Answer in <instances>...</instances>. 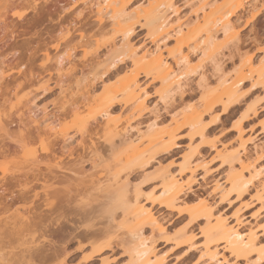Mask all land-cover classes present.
Instances as JSON below:
<instances>
[{"label":"rangeland","instance_id":"1","mask_svg":"<svg viewBox=\"0 0 264 264\" xmlns=\"http://www.w3.org/2000/svg\"><path fill=\"white\" fill-rule=\"evenodd\" d=\"M157 1L133 0L128 6L131 10L140 8V11L144 12L147 6L155 5ZM172 1L175 8L179 9L178 14L183 17L182 20L186 22L195 20L193 12L198 8L197 0ZM213 1L222 3L225 0ZM73 2L75 0H64L62 3L58 0H1L0 2V68H2L0 124H4L3 127L0 125V128L7 129L0 131V233L3 234L6 228L10 229L12 225L14 227L15 224L25 220H34L35 214L41 210L48 212L44 207L48 193L56 192L55 194L58 193L60 197L68 194L72 198L75 197L77 202L81 201L80 207H86L88 204L86 208L94 207L99 213L97 212V217L89 222L82 221L73 225L64 222L66 239L62 237L54 240L58 241L57 247L66 248V253L69 254L66 264H79L84 256L91 254L93 250L91 242L94 240L92 244L98 246L112 241L114 250L106 251L93 264H101L103 260L106 261L105 264H128L129 257L118 246V238L116 239L123 232L121 218L117 217L119 215H113L112 206H105L104 210L100 207L103 203L102 196L108 186L109 171L114 168L124 152V149H110L106 139V120L101 114L104 110H108L111 113V121L123 120L126 115H134L131 117V126L144 134L155 118L159 123L158 130H164L170 125L173 116L179 115L187 106L203 109L202 95L216 83L217 64L220 63L219 66L226 72V76L233 78L242 61L252 59L257 65L264 60V0L255 2L252 0L246 5L245 11L233 18L240 40L224 45L222 43L224 39L218 42L219 63L206 60L200 48L189 50L191 63L187 70L193 72L192 74L190 72L187 84L172 93L173 97L170 96V100L167 99V104L164 105L158 93L161 83L141 74L139 79L146 93L147 106L149 110H153V113L156 111V114L149 111L138 113L134 109L130 111L134 106L126 107L120 98L106 105L109 94L113 95L133 77L131 51L128 47L121 48V61L109 67L110 60L106 59L110 57V43L113 38V29L110 24L107 25L110 21L98 24L94 20L93 9L91 10L88 5L80 7L82 9L80 14L73 17L72 12L75 8L70 6L74 5ZM252 13H257L253 21H251ZM169 14L171 11L167 12V15ZM65 18L70 20L64 21ZM135 29L131 43L133 47L139 52L144 47L153 51L154 46L150 41L151 37L147 35V30L141 26ZM219 36L223 38L222 34ZM170 39L164 43H169L168 46L175 45V40ZM115 42L120 48L123 43L120 35L116 36ZM59 55H64L67 59L68 64H65L64 68H59L57 65ZM66 69L70 70L69 73L68 70L65 72ZM203 71L208 78H206L207 85L205 84L207 81L203 82L200 79V73ZM251 85L252 81L249 80L243 85L244 97L241 107L224 115L222 120L215 124L214 137L218 141L217 149L204 148L193 155L194 164L209 163L207 165L209 173L205 175V169L202 168L196 170L192 197L206 198L212 204L218 200L212 189L216 180L221 183L225 180L228 167H221L220 161L211 160L216 151L224 146L233 145L239 149L237 126L241 112L249 104H255L259 109L258 114L252 117L244 128L245 140L251 141L250 154L254 156V144L264 147V108L261 109L260 101L263 92H254ZM34 106L40 112L46 113V118L40 114L39 127L30 124L28 116L29 109ZM219 111L221 108L218 109ZM213 117L214 113L206 115L205 123L212 125ZM83 122L86 123L85 128H81ZM135 128L133 132L135 131L136 134ZM187 132V128L179 131L182 137L179 141L180 148L170 155L157 157V160L145 169L136 170L130 176V188H140L143 192V201L147 202L146 206L152 207L150 198L152 193L155 197L161 194L162 179L158 171L160 169L179 171V164L189 152L190 142L186 138ZM65 139L69 140L67 144L63 143ZM141 143H145V140ZM197 143L198 141L192 145ZM47 149L54 150L50 161L45 159ZM260 164L264 165V158ZM51 170L53 174L49 173ZM254 189L255 187H251L246 198L251 205L242 211L244 229L257 221L251 215L261 208L251 200ZM54 196L53 194L51 199L55 207H59L61 200L59 196L55 198ZM238 206L239 204L231 207L225 204L223 210L231 215ZM152 208L166 231L170 230L174 222L179 221L175 216H167L166 210L159 208L157 204ZM54 217L56 218L57 214ZM107 225L112 226L113 234L103 235L97 239L94 237L93 241L86 243L79 251L80 243L68 237V233L81 234L89 229L88 227L97 229ZM76 227L79 229L76 230ZM2 234H0V264H38L39 261L32 262L28 257L31 248L43 246L46 250L50 248L46 241L48 239L43 236L40 228L15 236H4V234L1 236ZM146 235L151 236L150 229H146ZM63 238L65 240H62ZM158 252L165 257L164 264H175L171 245L159 243ZM63 259L64 257L53 259L48 264H63ZM255 259L253 257L252 260ZM196 260L197 257L186 264H194Z\"/></svg>","mask_w":264,"mask_h":264},{"label":"bare ground","instance_id":"2","mask_svg":"<svg viewBox=\"0 0 264 264\" xmlns=\"http://www.w3.org/2000/svg\"><path fill=\"white\" fill-rule=\"evenodd\" d=\"M132 1L75 0L74 5L70 6L75 8V11L71 10L74 14L73 17L80 14L79 12L82 10L80 7L88 5L91 10L93 9V17L98 24L110 21L107 25L110 24L113 29V38L110 43V57L106 59L110 60L108 61L110 62L109 67H113L121 61V48L128 47L131 51L133 77L127 80L113 95L109 94L110 97L106 101V105L120 98L126 107L134 106L130 111L134 109L138 113L143 111L153 113V110H149L147 106L146 93L140 84L141 74L152 77L153 80L161 83L158 93H160L164 105L167 104V99L172 96V93L182 89L190 79L191 71L187 70L191 63L189 50L200 48L202 54L206 56V60L215 64L219 63L218 42L223 39V45L232 41L239 42V32L233 18L245 11L246 5L252 0H225L222 3L213 0H197L198 8L193 12L196 18L192 22L187 21L188 23L179 16V9L175 8L172 0H158L157 4L147 6L144 12H141L140 8L131 10L128 5ZM58 2L62 3L64 0H58ZM169 11L171 14L167 15ZM256 14L252 13L251 21L257 17ZM65 20L69 21L70 18H65ZM137 26L147 30V35L151 37L150 41L154 46L153 51L144 47L139 52L131 44ZM220 34L223 36L222 39L219 38ZM117 35H120L123 41L120 48L117 47L118 45L116 46L115 42ZM170 38L175 40V45L168 46L169 43H164ZM162 44L163 46H161ZM64 55H59L57 59L59 68L68 64ZM219 65L217 64L216 68L215 85L204 91L202 95L203 109L187 106L179 115L173 116L170 125L164 130H158L159 123L156 118L148 125L147 132L143 134L141 130L131 126V117L134 115H126L123 120L111 121V113L108 110H104L101 114V117L106 120V139L110 149H124V152L114 168L109 171L108 186L102 196L103 203L101 202L100 207L104 210L105 206H112L113 215H119L117 217L121 218L123 232L116 239L118 238V246L129 257L128 264H164L166 259L158 252L159 243L171 245L172 259L175 260V264H186L196 257L197 260L194 264H241L242 262L244 264H264V217H262L264 214V165L260 164L264 158V147L254 144V156H252L249 151L251 141L245 140L244 134L245 126L259 112L255 104L247 105L241 112L240 122L237 126L239 149L233 145L224 146L216 151L211 160L220 161L221 167H228L225 180L222 183L216 180L212 189V192L218 196V200L212 204L206 198L192 197V185L196 180L194 176L196 170L202 168L205 169V175L209 173V169H207L209 163L194 164L193 155L204 148L217 149L218 141L214 137L215 124L220 122L224 115L241 107L244 97L243 85L248 80L252 81L251 88L254 92H263L260 101L261 109L264 108V60L257 65L252 59L242 61L233 78L226 76V72L222 71ZM201 67L204 69L202 65ZM69 71L66 69L65 72L69 73ZM205 74L204 71L200 73V79L203 82L207 81ZM205 84L207 85L208 81ZM203 85L201 86L203 87ZM219 108L221 111L218 112ZM29 112L30 124L39 127L41 124L39 116L43 114L45 117V111L40 112L34 106L29 109ZM211 113H214L211 120L212 125L205 123L204 120L205 116ZM81 124V128H85L86 123ZM0 125L3 127L4 124ZM134 128L136 134L135 131L133 132ZM184 128L188 129L186 138L190 142L189 152L184 155L179 164L178 172L169 169L158 171L162 179L161 194L155 197V194L152 193V197H150L153 203L152 207L157 204L159 208L166 210L167 216H175L179 220L172 224L170 230L166 231L154 209L146 206L147 202L144 203L143 192L140 188H130V176L136 170L145 169L154 160H157V157L165 154L170 155L180 148L179 141L182 137L179 135V131ZM3 129L5 128H0V131ZM67 139L63 140L64 144L69 141ZM142 140H145V143H141ZM196 141L198 143L192 145ZM118 142L119 144H117ZM53 152V149L46 150L45 159L47 161H50ZM49 173L53 174L52 170ZM251 187H255L254 194H251V200L259 204L261 208L251 215L257 221L244 229L242 211L251 205V202L246 200ZM55 193L47 195L44 207L48 212L41 210L35 214V219L32 218L34 220L30 221L27 218V221H19L21 223L15 224L14 227L12 225L10 229L6 228L7 233L3 232L4 236H15L31 229L40 228L43 236L48 239L46 241L50 248L47 250L44 246L36 249L31 248L28 257L32 262L39 261L38 264H48L53 259L63 257V264H66L69 254L66 253L65 247H57L58 241L54 240L62 237L66 239L64 222L72 225L82 221L89 222L99 213L94 207L86 208L88 204L86 207H80L82 203L80 200L77 202L75 197L72 198L68 194L60 197L58 193ZM53 194L54 198L59 196L61 200L59 207H55L51 199ZM72 204L75 205L72 206ZM225 204L230 207L236 204L239 206L229 215L223 210ZM55 214L57 217L53 218ZM88 228L81 234L68 233L71 240L73 238L80 243L78 251L83 249L86 243L89 244L93 241L94 237L97 239L103 235L113 234V228L110 225L97 229ZM77 229L79 228L76 227ZM146 229H150V237L146 235ZM64 238L62 240H65ZM93 242H91L93 248L91 254L84 256L79 264H93L106 251L114 250L112 241L99 246L92 244ZM253 257L256 259L252 260ZM105 262L103 260L101 264H105Z\"/></svg>","mask_w":264,"mask_h":264}]
</instances>
